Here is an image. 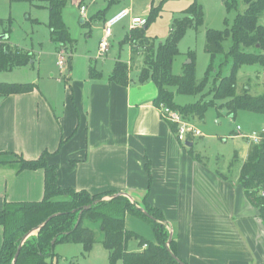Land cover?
Wrapping results in <instances>:
<instances>
[{"label":"crops","instance_id":"obj_1","mask_svg":"<svg viewBox=\"0 0 264 264\" xmlns=\"http://www.w3.org/2000/svg\"><path fill=\"white\" fill-rule=\"evenodd\" d=\"M164 1L131 0L129 7L120 6L111 14L130 10L132 17L147 20L152 8ZM98 2L72 1L80 13L86 7L82 24L90 26L103 14ZM119 2L104 0L103 8ZM90 8L98 9L97 16L88 15ZM114 36L113 31L110 42ZM124 40L120 48L129 47L128 62L115 61L108 69L105 60L99 65V59L88 54L77 67L72 53L71 64L66 65L69 79L52 77L44 91L33 83L36 87L30 93L0 97V211L7 202L43 200L44 170L19 172L18 162L38 160L47 152V163L57 167V184L63 189L125 194L138 208H143L148 194L147 202L161 211L173 232L176 254L185 264H264V223L240 182L250 146L234 175L212 171L195 152L192 155L194 140L191 148L180 143L162 118L155 83L139 80L143 50L136 52ZM118 63L128 67L127 85L110 80ZM133 241L130 252L143 250ZM3 242L0 227V252Z\"/></svg>","mask_w":264,"mask_h":264},{"label":"trees","instance_id":"obj_2","mask_svg":"<svg viewBox=\"0 0 264 264\" xmlns=\"http://www.w3.org/2000/svg\"><path fill=\"white\" fill-rule=\"evenodd\" d=\"M34 1V0H29ZM47 3L50 12L49 28L51 39L62 50L71 49L75 41L72 39L63 20V10L69 2L74 0H35ZM166 1V0H165ZM164 1V2H165ZM245 5L244 12L238 9V0H230L226 3L229 12H236L232 26H228L224 32L209 31L207 35L206 51L212 56V61L217 56L225 55L233 59L231 75L221 78V73L215 72L212 63L206 73L203 82L198 83L195 77L194 60L185 65L184 75L176 76L172 72L173 60L178 55V46L186 32L191 27L203 24L204 10L197 2L182 12V17L176 18L172 25V31L165 42H157L156 38L150 39L147 30L152 22L160 15L162 4L152 8L146 24L141 28H134L125 38L123 44H130L144 51V68L140 74V82L152 81L158 89V97L155 101L158 107L162 105L171 108L183 115L191 122L193 118L204 120L209 105L197 103L186 107L177 106L174 103V93L190 96H204L209 80L216 75L215 87L209 92L214 100H229L228 108L234 117L238 111H248L264 115V96L255 97L250 89H244L241 94L237 90V72L244 65H259L264 68V0H242ZM228 25V22L226 23ZM231 42L228 52L225 43ZM137 49V50H136ZM72 55V54H71ZM71 56L67 64H71ZM32 55L12 52L4 42H0V72L13 71L16 68L30 64ZM122 85L128 83V67L124 63H118L110 79ZM219 81V84H217ZM35 84H9L0 83V97L27 94L35 89ZM176 133V127L171 125ZM260 144L251 143L248 157L243 163L240 174V182L245 195L252 207L258 210L259 218L264 223V132L261 134ZM190 153L194 155L193 147ZM48 153H44L38 160H19V172L38 171L45 172L44 198L40 202H7L0 211V227L3 228V247L0 252V264H13L15 255L28 233L42 226L49 218H52L35 236H31L23 245L17 264H49L54 257V248L59 243L78 244L89 253L96 242V233L90 227L99 224L103 233V245L109 254L110 264H180L172 256L179 258L175 251V241L167 246L170 231L166 221L156 208L148 202V194L145 196L143 208L148 216L125 197L106 201V197L114 194L103 193L91 195L88 192H76L72 189H63L58 186V169L47 163ZM65 198L60 201L58 199ZM114 203L124 205V212H131L150 221L156 235L157 242L150 243L142 236L129 231L126 228L124 217H115L108 206ZM91 206L89 210L86 207ZM82 212V214H81ZM80 218V221H79ZM136 240L139 243V252H130L129 244ZM55 244L53 245V242ZM147 248H144V246ZM180 259V258H179ZM181 260V259H180ZM182 261V260H181Z\"/></svg>","mask_w":264,"mask_h":264},{"label":"rangeland","instance_id":"obj_3","mask_svg":"<svg viewBox=\"0 0 264 264\" xmlns=\"http://www.w3.org/2000/svg\"><path fill=\"white\" fill-rule=\"evenodd\" d=\"M103 1L99 0L101 12L104 14L95 18L92 25L82 24L84 16L81 15L79 7L69 2L63 10L64 21L73 39L77 40V45H73V51L68 49L60 52L68 56L74 54V64L78 67L81 60L86 55L91 59L97 57L100 65L103 60L111 69L115 61L128 62L130 50L128 46L120 48V42L131 31V17L123 20L113 29L115 36L111 40L110 53L103 58H99V42L103 38L104 17L110 20L114 15L112 11L120 6H128L131 0H120L119 3L111 6L110 9L103 8ZM166 0L160 9V15L152 22L147 30V35L157 39V42H165L172 31V25L176 18L182 17V12L187 10L193 3L203 7V24L191 27L181 40L178 46L179 53L173 60L172 72L176 76L184 75L185 65L194 60L195 77L198 83L206 78V73L213 63L215 72L221 73V78L231 75L233 59L225 55L217 56L212 61V56L206 51L207 35L209 31L224 32L228 26H232L237 15L236 12H229L226 3L230 0ZM194 1V2H192ZM238 9L244 12L245 5L242 0H238ZM157 8V7H156ZM97 8H90L88 15L97 16ZM50 12L47 3L29 0H0V39L4 40L12 52L19 54H30L32 60L29 66L16 68L13 71L0 72V83L9 84H33L44 91L46 82L52 77L55 80L70 78V71L65 67V75L58 65L59 45L52 41L49 28ZM228 22V25L226 24ZM264 25V18L262 19ZM231 42L225 43V50L228 52ZM71 53V54H70ZM91 53V54H90ZM144 53V51H143ZM102 60V61H101ZM135 60H142L136 57ZM110 65V66H109ZM82 66V64H81ZM79 69H76V72ZM137 75V74H136ZM136 75L134 77H136ZM216 75L209 80L204 96L181 95L176 89H171L174 93V103L180 107H186L197 103L205 104L213 102L208 106L204 120L193 118L191 125L202 133L193 141V150L199 156L200 161L208 165L212 171L222 172L231 175L240 167L241 157L251 145L250 137L259 136L264 131V115L248 111H238L233 117L228 108L229 100H214V96L209 92L215 87ZM238 94L244 89H250L252 96H264V68L259 65H244L236 75ZM219 84V81H217ZM238 127L240 130H238ZM236 152L239 159L236 158ZM124 205L114 203L106 209L115 217H124L127 228L142 236L150 243L157 241L152 223L143 217H139L131 212H124ZM96 233V242L89 253L84 251L83 246L78 244L59 243L54 248V257L49 264H110L109 254L103 245V233L99 224L90 226ZM132 243V244H131ZM130 248L134 241H131ZM117 264H123L119 261Z\"/></svg>","mask_w":264,"mask_h":264},{"label":"built area","instance_id":"obj_4","mask_svg":"<svg viewBox=\"0 0 264 264\" xmlns=\"http://www.w3.org/2000/svg\"><path fill=\"white\" fill-rule=\"evenodd\" d=\"M86 12V7H81V13L84 15ZM131 17L130 10H122L115 16H113L110 20L107 21L104 28V37L100 42L99 46V58H103L106 54H108L111 43L110 39L113 36V29L116 25H118L123 20ZM146 24V20L138 17H132L131 18V26L132 29L134 28H141ZM59 67L61 70H64L67 65V56L66 54L60 52L59 53ZM160 112L162 115V118L169 124L176 127V137L178 141L182 144H186L187 142H190L194 140L196 137L202 136V133L194 128L190 122H188L181 113L172 110L169 107H166L162 105L160 107ZM238 130L240 128L238 127ZM264 132V131H263ZM249 140L253 144H260L262 141L261 135L250 137ZM262 195L264 196V191L262 192ZM144 248H147L145 245Z\"/></svg>","mask_w":264,"mask_h":264},{"label":"water","instance_id":"obj_5","mask_svg":"<svg viewBox=\"0 0 264 264\" xmlns=\"http://www.w3.org/2000/svg\"><path fill=\"white\" fill-rule=\"evenodd\" d=\"M7 38L8 37H4V38H2V40H7ZM191 62H189V64H190ZM186 146L187 147H189V148H191L192 146H193V144L192 143H189V142H187L186 143ZM124 195L125 194H116V195H114V196H112V197H110V199L109 200H113V199H118V198H120V197H124ZM91 208V206H88V207H86L85 208V210H89ZM139 209H141V208H139ZM147 216H148V213L144 210V209H141ZM81 214H82V212H81ZM52 218H49L48 220H47V222H45L42 226H40L39 228H37V229H35V230H33L32 232H30V233H28L27 235H25L24 236V238H23V241H22V243H21V245H20V247H19V249H18V251H17V253H16V255H15V258H14V261H13V264H17V262H18V258H19V254H20V252H21V249H22V247H23V245H24V243L32 236V235H34V234H38V232L51 220ZM79 221H80V218H79ZM172 240H173V232L171 231L170 232V237H169V241H168V244H167V246H168V248H169V246H170V244H171V242H172ZM55 244V241L53 242V245ZM172 256H173V258L175 259V260H177L180 264H185L183 261H181L179 258H177L175 255H173L172 254Z\"/></svg>","mask_w":264,"mask_h":264}]
</instances>
